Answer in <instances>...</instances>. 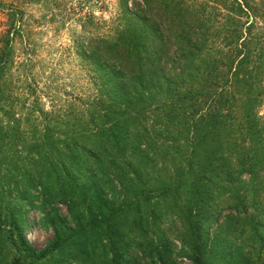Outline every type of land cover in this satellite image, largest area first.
<instances>
[{
  "label": "trees",
  "instance_id": "16d2710c",
  "mask_svg": "<svg viewBox=\"0 0 264 264\" xmlns=\"http://www.w3.org/2000/svg\"><path fill=\"white\" fill-rule=\"evenodd\" d=\"M255 2L116 0L110 33L75 42L96 90L88 117L67 112L62 137L47 123L36 140L5 85L24 17L10 8L0 38V113L10 119L0 121V264H264ZM32 226L50 233L44 247L27 238Z\"/></svg>",
  "mask_w": 264,
  "mask_h": 264
},
{
  "label": "rangeland",
  "instance_id": "374dc122",
  "mask_svg": "<svg viewBox=\"0 0 264 264\" xmlns=\"http://www.w3.org/2000/svg\"><path fill=\"white\" fill-rule=\"evenodd\" d=\"M98 1L96 4V0H88L85 6L84 3L79 6L80 0H57L56 3L55 0H43L38 4L31 0H0L4 6L0 9V38L7 31L6 15L10 8L23 11L21 39L13 43L12 65L7 70L5 85L9 94L17 97L18 101L13 103L14 115L22 120L21 130L28 139L30 136H34V140L40 139L47 123L62 137L65 130L62 118L67 112L88 117L87 105L96 98V90L89 68L77 57L74 47L83 35L95 37L110 33L116 0ZM255 1L257 9L260 7L259 17L250 20L264 30V10L260 2ZM89 16L92 23L87 21L89 25L84 31L81 21ZM8 106L3 107V112L8 113ZM257 110L264 116V97ZM27 119L29 124L24 123ZM0 121L7 126L8 114L1 112ZM61 211L65 213L64 208ZM28 217L33 223L38 219L35 213ZM49 237L50 233L37 226L27 231V238L36 248L44 247Z\"/></svg>",
  "mask_w": 264,
  "mask_h": 264
},
{
  "label": "bare ground",
  "instance_id": "6f19581e",
  "mask_svg": "<svg viewBox=\"0 0 264 264\" xmlns=\"http://www.w3.org/2000/svg\"><path fill=\"white\" fill-rule=\"evenodd\" d=\"M33 238V237H32Z\"/></svg>",
  "mask_w": 264,
  "mask_h": 264
}]
</instances>
